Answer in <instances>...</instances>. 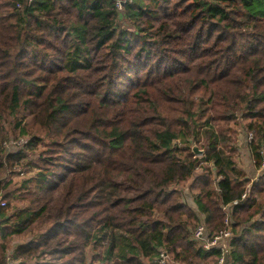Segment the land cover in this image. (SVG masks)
Wrapping results in <instances>:
<instances>
[{
    "label": "clouds",
    "instance_id": "9594fccd",
    "mask_svg": "<svg viewBox=\"0 0 264 264\" xmlns=\"http://www.w3.org/2000/svg\"><path fill=\"white\" fill-rule=\"evenodd\" d=\"M191 3L0 0V264H264V0Z\"/></svg>",
    "mask_w": 264,
    "mask_h": 264
},
{
    "label": "trees",
    "instance_id": "16d2710c",
    "mask_svg": "<svg viewBox=\"0 0 264 264\" xmlns=\"http://www.w3.org/2000/svg\"><path fill=\"white\" fill-rule=\"evenodd\" d=\"M181 3H184V0H181ZM199 7L200 4L198 3V0H193V3L188 4L184 8V13L187 14L190 11H193L194 8H199ZM214 8L222 10V5L220 3L211 5L206 9V11L213 12ZM213 14L218 15L219 13L213 12ZM198 15L199 13H196L195 15H192L190 19L181 20L178 22L186 26H189L187 30L191 31L192 28L196 27L195 21ZM200 35H201V31L197 30L195 34V39L193 40V44H195L196 41L199 40ZM74 198H75V193L72 189V185L69 184L67 191H61L53 196L50 207L45 212H43L39 216H36L35 218L29 216L27 220L24 221V223H28L30 225L31 232L33 234H37V235L42 233L46 234L47 231H50L52 228L55 227L56 224L55 217L63 212H67V210L70 207H72L71 201ZM0 220H3V216H0ZM253 223L264 225V220H255L253 221Z\"/></svg>",
    "mask_w": 264,
    "mask_h": 264
}]
</instances>
